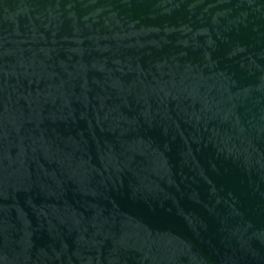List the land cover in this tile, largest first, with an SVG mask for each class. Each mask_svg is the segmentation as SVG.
<instances>
[{"label":"water","instance_id":"obj_1","mask_svg":"<svg viewBox=\"0 0 264 264\" xmlns=\"http://www.w3.org/2000/svg\"><path fill=\"white\" fill-rule=\"evenodd\" d=\"M0 264H264V0H0Z\"/></svg>","mask_w":264,"mask_h":264}]
</instances>
